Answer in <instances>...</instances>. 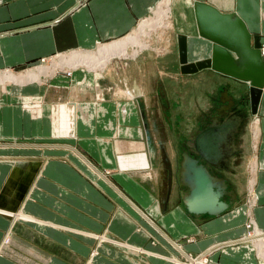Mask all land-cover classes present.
<instances>
[{
    "label": "crops",
    "instance_id": "1",
    "mask_svg": "<svg viewBox=\"0 0 264 264\" xmlns=\"http://www.w3.org/2000/svg\"><path fill=\"white\" fill-rule=\"evenodd\" d=\"M194 1L235 13L264 46V0H174L165 54L148 51L119 65L112 60L98 72H57L41 83L0 84V264H179L187 258L180 249L188 256L213 249L206 255L214 264H260L240 237L249 219L264 232V87L253 113L248 82L210 68L186 74L205 86L215 75L216 111L225 112L218 122L234 124L218 159L225 162L222 154L233 149L242 153L232 152L229 167L219 169L191 145L182 147L194 144L211 118L177 123L175 106L190 93L165 83L176 69H160L161 62L179 64V34L188 62L207 57L211 43L198 34ZM158 2L0 0V72L120 39ZM204 92L192 99L196 111L207 103ZM180 126L174 134L160 130ZM241 126L251 132L247 149L237 140ZM185 151L224 181L221 213L189 209L180 162Z\"/></svg>",
    "mask_w": 264,
    "mask_h": 264
},
{
    "label": "water",
    "instance_id": "2",
    "mask_svg": "<svg viewBox=\"0 0 264 264\" xmlns=\"http://www.w3.org/2000/svg\"><path fill=\"white\" fill-rule=\"evenodd\" d=\"M194 15L198 34L210 41L211 53L208 57L195 62L187 61V46L185 36L179 34L178 51L179 67L183 74L195 73L204 68H210L221 74L249 83L250 103L255 113L264 87V58L257 35L252 36L244 22L235 13H222L212 5L194 1ZM253 37V42L251 39ZM225 112L218 110L211 116V123L202 129L195 137V149L210 165L219 169L228 168L225 164L228 156L238 154L233 149L223 153L225 162L218 159L219 147L223 142H231L234 124L230 121L219 123ZM232 124V125H231ZM182 177L190 185L186 203L194 213L217 215L227 208L220 200L226 193L225 183L214 177L208 168L199 163L197 158L183 153Z\"/></svg>",
    "mask_w": 264,
    "mask_h": 264
},
{
    "label": "bare ground",
    "instance_id": "3",
    "mask_svg": "<svg viewBox=\"0 0 264 264\" xmlns=\"http://www.w3.org/2000/svg\"><path fill=\"white\" fill-rule=\"evenodd\" d=\"M171 5L172 0H168V2L165 3L164 6L162 3H158L155 8H152V16L149 18L142 19L138 23L137 27H135L129 34L112 42L98 44L94 51L75 50L65 54H57V57L54 56L55 58H52L51 60L48 59V63H41L40 65H37L34 68H29L23 71L21 74H14L13 72L9 71H1L0 84L14 83L23 85L25 83L32 82L41 83V81H43V77L54 75L59 70V72L67 70L66 75L70 76L72 70L86 69L90 72L103 71L108 66V64H110V62L114 59H134L139 53H142V50H147L151 47L150 39L153 34L157 33V31L161 28L163 29L168 27V25L170 24L168 19L172 12V8L170 7ZM184 26L186 28L190 27L189 23H186ZM210 53L211 45L208 48L207 57L210 55ZM257 132L255 131L254 134L256 135ZM190 145L192 147L191 152H193L195 148V145L193 143L184 144L182 147L185 148ZM182 159L183 158L181 156L180 162L183 161ZM252 184L253 181L251 180L250 188H252ZM248 191H251V189ZM247 210L249 216V208ZM244 231L245 233H243L240 238H247V245H250L249 247L255 250L259 263L264 264V232L258 229L255 221H253L252 219L246 221L245 230H243V232ZM238 239H232L233 242L231 243H234V241ZM212 250L213 249H209L207 253ZM180 251L184 254L185 257L190 260V264H214L211 263L210 260L207 258V253L191 258L190 256L186 255L181 249ZM185 260L189 263L186 258Z\"/></svg>",
    "mask_w": 264,
    "mask_h": 264
},
{
    "label": "rangeland",
    "instance_id": "4",
    "mask_svg": "<svg viewBox=\"0 0 264 264\" xmlns=\"http://www.w3.org/2000/svg\"><path fill=\"white\" fill-rule=\"evenodd\" d=\"M172 1H174V0H172ZM167 2H168V0H159L158 3H162L163 6H164L165 3H167ZM155 6L153 8H155ZM170 7L172 8L173 6L171 5ZM173 11H174V9L172 10L171 15H170V17L168 19V21L170 23L168 25V27L167 28H163V29L161 28L160 30L157 31V33L153 34L151 36V39H150V46L151 47L149 49H147V50H145V49L142 50L141 51L142 53L148 52V51L149 52H152V51L153 52H160V51H163V50H166V49L169 48V43L171 41L169 42L168 35L171 34L172 31H169L168 28H170V27L173 26L172 25L173 22H174V17L172 15V13H174ZM183 11L185 12L184 8H182L181 12H183ZM151 12H150V15L146 16L145 18L151 17L152 16V13ZM174 15H175V13H174ZM183 15L186 16V17L188 16L187 18L189 19L190 22H192V19L193 18L191 16V14L189 15V13L186 12ZM178 16L179 15H177V17ZM145 18H143V19H145ZM137 25L135 27H137ZM156 40H158V42L155 44L154 42ZM92 51H94V50H92ZM142 53H139V54H142ZM165 53L164 52L163 53L160 52V54H165ZM56 55L57 54L52 55L51 57H44V58H41L39 60L30 62L28 64L21 65V66H17L16 68H12V69L5 70V71L13 72L14 74H21L23 71H25V70H27L29 68H34L35 66L40 65L41 63H44V62L45 63H48L49 60H51L52 58L57 57ZM127 59L129 61L130 60H133L132 58L131 59L130 58H127ZM127 59H124V58L114 59L112 61L113 62L112 64H114V65L118 64L119 65L120 63H123V62H126V61L129 62ZM175 65H176V67H175ZM179 65L180 64H177V63L176 64H172V63H162V62L160 64V69L161 70L163 69V67H164V69L165 68L168 69V67H169L170 72L172 73L173 71H175L174 69H176L175 74L172 75L174 77H171L170 78V81L165 80V83L167 85H169L168 88H170L172 90H184V91L186 90L188 93H190V95L189 94L188 95L187 94L185 95L184 93H183L184 95L181 94V95H183V101L181 103H179V104H176V106H175V108H176V111H175L176 113L175 114H176L177 123L182 124L183 122H185V120H187L189 118L190 119H195L196 117L197 118L198 117L199 118H203L204 116L211 118V116L216 112L215 102L217 100V98H216V96H217L216 90L218 89V87L216 86L217 85V82H216L215 75H210V74L208 75V77L206 78L207 86H205L204 85L205 82H203V80L201 81L200 78H197L198 76L197 77H195V76L190 77V76H187L186 74H183V73L179 72V70L177 68V66H179ZM59 71H58V73H60ZM66 71L63 70V73L66 74ZM61 73H62V71H61ZM37 83H40V82H37ZM153 83H154V81H153ZM218 83H219V81H218ZM154 88H155V86L153 87V89ZM205 89H207L208 92H209V96L207 98V103H205L206 100H204L206 98L205 97L204 98L202 97L203 100H204V102H202L203 107H202L201 111H196L195 108H194L195 107L194 104H192V99H193V97H195V95H196V97L197 96L200 97L201 95H205V93H206V92H204ZM186 91H185V93H186ZM161 98H163V96H161ZM165 113L166 112L161 111V112L158 113L159 114V117H158V115H157V117L158 118H162V116L164 117ZM181 127L182 126H180V128H178V127L177 128H172L171 127L168 130L165 127H161L160 130H161V133H163V134H167V131L169 133H173L174 134L175 133V129L178 132L179 129H181ZM149 129H148V131H149ZM197 129H198V127H195L194 130H193V132L188 131L186 135H190V136L193 135V133ZM240 131L241 132L238 133V138H237L238 143L240 144V146H242V149H245V148L247 149V148H249V141H250V138H251V132L249 133V128H246V126H241ZM179 133H181V132H179ZM177 149H178L177 152L180 151L179 147ZM238 153L241 154L242 152L241 151H238ZM247 209L248 208L245 207V210L247 212L246 215L248 216V210ZM19 216L22 217V218H26V219L31 220L27 216H24V215H21V214H19ZM100 236L101 235H98L97 238H96L98 240V242H99L98 244H100L101 238L103 237V235L101 236V238H100ZM113 242H116V241H113ZM243 243L244 242H238L236 244H243ZM190 257L191 258H194V257H197V256H190ZM178 261H179L180 264H190V262L188 263L186 260H183V259L182 260H178Z\"/></svg>",
    "mask_w": 264,
    "mask_h": 264
},
{
    "label": "built area",
    "instance_id": "5",
    "mask_svg": "<svg viewBox=\"0 0 264 264\" xmlns=\"http://www.w3.org/2000/svg\"><path fill=\"white\" fill-rule=\"evenodd\" d=\"M261 53L264 56V46L261 47Z\"/></svg>",
    "mask_w": 264,
    "mask_h": 264
}]
</instances>
